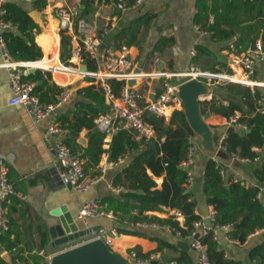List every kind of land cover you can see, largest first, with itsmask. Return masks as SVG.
Returning a JSON list of instances; mask_svg holds the SVG:
<instances>
[{
	"label": "crops",
	"instance_id": "0c3cea01",
	"mask_svg": "<svg viewBox=\"0 0 264 264\" xmlns=\"http://www.w3.org/2000/svg\"><path fill=\"white\" fill-rule=\"evenodd\" d=\"M118 1L119 0H102L94 2H86L84 0H33L32 2H26L7 0L5 4L6 9L9 2L20 5L38 26V29L35 31V41L42 48L43 57L33 61V66L37 67L33 73L29 72L30 68L33 66H29L25 69L23 79L39 85L42 83V80L33 81L27 77L36 74L39 70L48 73L49 71L46 66L51 65L67 69L70 72L68 74L58 73V75L49 72L51 77L50 83L56 87L61 86V79L68 80L70 96L66 103L61 108L57 109L56 113L50 115L42 122L35 123L23 106L11 105L9 103L11 85L9 82L8 70L2 63L4 58L2 48L0 47V166L2 163L6 165L9 172V179L14 184L16 190V194L13 195L11 198L12 200H10L11 203L10 201L8 202L15 208L12 216L18 220L20 227L29 229V232L33 231L32 237L35 238L36 244H38L39 241L37 227L45 224L50 234V227L60 223V216L54 212L62 208L65 209V211H69L77 219L83 229L92 228L93 230L95 227L103 226L108 229L116 227L119 231V228H135L136 226H133L131 223H125L126 219H122L120 214L107 209L106 205H104V208L116 215L118 217L117 219L107 216H96L90 217L85 221L79 218V209L91 198H100L102 200L105 196H120L126 191L125 185H114L113 181L115 174L128 166L135 152H129L127 155L120 157L117 161L111 159L110 150L114 149L111 148L113 144L115 146L113 137L116 136L117 138L119 130H128L134 141L145 140L138 139L136 131L128 123L124 122V120L118 121L115 123L112 131L106 132L107 137L104 140V148L106 151L101 156L100 163L88 169V172L91 174H99L101 179L86 192L76 191L62 182L55 166L56 155L49 148L52 143H47L44 139V132L48 125L55 122L61 123V116L64 114H68L71 120L74 117V112L81 113V111L77 109V103L86 100V98L83 95H79L77 92L79 89L87 86L94 85V89L103 96L104 103L108 107L107 112H99L97 118L101 115H108L111 111L110 105H108L104 95L98 90L95 83L84 74L82 75L76 72V69L83 72L87 70L93 71L95 69L90 68L89 64L84 62L81 56L75 53L77 42L72 39L70 34L60 33L59 36L56 33L55 26L57 27L58 24L53 7L65 4L79 7L81 9V14L94 23L99 34L104 27L108 26L110 32L104 38V43L106 45L105 49L108 55L118 56L123 46L126 45L129 47V57L133 62L134 72L136 73L135 82L133 84L138 88L141 94L140 101L142 103L158 95L165 81L176 84L178 83V77H186L183 81L189 79L187 75L183 74L171 77V79L157 77L154 74L164 71L176 73L188 71L195 62V57L192 55L191 51L193 48L197 49L196 46L198 44L208 46L214 52L215 59L217 60V62H213V59L210 57L207 60H201L202 62H200V64L198 63V65L202 69H204L203 66H205L207 68L204 70L210 72L230 71L229 62L232 52L225 49L223 43L212 40L210 32L201 29V26L196 24L194 20L197 13V0H145L137 7L132 6V1L123 0L126 3L124 9L118 8ZM144 16L150 17V20L147 26L146 24L141 26L135 42L129 44L130 40L127 36L119 37V34L127 29L133 21ZM5 19L12 24V28L7 29L5 32L16 31L17 34H20V31H17L16 25L8 20L6 15ZM213 19L214 16L211 15L210 21H213ZM44 39L53 46V49L47 46ZM67 42L70 43L72 56L68 60H63L62 46ZM232 48L235 49V46L232 45ZM239 75L240 74H237L235 79H238L237 77ZM256 77L264 81V61L257 64ZM232 80L237 81L234 79ZM221 87L222 86H218L217 88L222 89ZM210 94L212 93L208 92L201 96L210 102L208 115H202V117L204 123L214 131L213 138L215 140L216 137V151L213 152L209 150L204 143L202 134L193 129L196 134L191 135V137H193V144L197 150L192 166L194 184L189 190L185 189V193H191L190 199L197 201L195 212L199 215L200 219L207 217L211 207V204L208 203L207 197L203 192V171L205 162L208 158L212 157L221 162L226 171V176L233 175L235 180L242 181L248 186L257 182L254 176V169L260 164V160L256 162L244 160L238 164L236 162L237 159H233L229 153L228 158L217 156L218 145L216 142L218 136L222 134L228 135L236 128L246 129L247 125L238 124L237 121L234 122L232 117L229 116V108L226 101L215 96L217 93L212 94V96H209ZM56 98L57 96L55 99ZM217 104H219L218 112L214 109V106ZM172 106L173 105H171L168 110L169 117L167 119L165 118V123L170 122L172 113L176 109H183V107ZM98 108L101 109L102 106L100 105ZM152 115L154 114L148 117ZM211 125H217V128H213ZM153 127L156 132V137L149 141H151V149L158 150L161 141H164L166 136L164 135L159 141L157 130L154 125ZM89 132L90 130L87 128H82L78 136H74L68 130L65 132L66 143L69 145L68 139L76 140L78 145L72 148L81 153V157L84 154V148L87 147L89 142ZM69 134L73 136L69 137ZM80 138H84L85 143H81ZM152 140H157L158 143ZM145 141L149 142L147 140ZM82 160L84 167H86L87 158L83 156ZM154 161L156 165L163 164L164 159L162 151L155 156ZM147 171L157 183L155 188H162L165 174L162 176H155L151 169H147ZM199 179L200 184L196 187L197 180ZM115 188H122V190L117 191ZM8 210L9 205L7 207V213ZM175 210L177 209L164 206L163 211L147 212L149 215H156L162 219L172 217L174 220L179 221L181 227L187 228L185 226V215L181 212L182 216H176L174 213ZM231 227L232 225H230V227H221L216 231V236L214 234L220 244L229 252V256L232 255L236 259H241L244 264H261L258 261L251 260L249 258V252L255 245L263 241L264 229L260 228L262 230L258 233L250 234L247 241L243 245H240L239 241L237 243L231 241V239H233L229 235ZM148 230L151 232L150 234L158 235L166 241L176 244L178 247L177 243L180 239L169 227L163 230ZM29 236L31 237L30 233ZM51 241L52 238L50 234V245L48 249L40 251V254L44 255V264L51 263L54 255L66 247L72 246L77 240L59 247H54ZM187 242L190 244L189 241ZM123 244H125V246H123ZM137 245L142 247L144 253L153 251L158 247L157 242L151 241L145 237L125 234L119 231L113 249L121 258L127 259L129 250ZM178 248L187 251L193 263L197 264L199 259V252L197 250L193 249L191 246L188 250L180 247ZM153 253H156V251ZM160 253L168 255L170 260L180 255V251H173L170 249H165L164 252ZM25 254H27V251ZM0 256L9 263H13L15 257L14 254L9 253L5 248Z\"/></svg>",
	"mask_w": 264,
	"mask_h": 264
},
{
	"label": "trees",
	"instance_id": "16d2710c",
	"mask_svg": "<svg viewBox=\"0 0 264 264\" xmlns=\"http://www.w3.org/2000/svg\"><path fill=\"white\" fill-rule=\"evenodd\" d=\"M130 1L134 2V0ZM211 15L214 16L213 21H210ZM6 18L16 25L17 31H20V34H17L16 31L5 32L11 53L20 60L41 59L43 50L35 41V31L38 26L24 8L17 3L9 2ZM149 20L150 17L146 16L137 18L119 34V37L127 36L130 40L129 44H132L136 41L141 26L143 24L147 26ZM194 20L201 26V29L210 32L212 40L223 43L224 48L230 52L246 51L258 38H261L264 43V0H197V13ZM69 42L62 46L63 60H68L72 56ZM232 45L235 46V49L232 48ZM47 46L53 49L50 43H47ZM196 47L198 55L195 56L194 63L200 64L201 60H207L209 57L213 59V62H217L214 52L208 46L198 44ZM81 58L89 64L90 68L95 69L94 62L85 54H82ZM203 68L207 67L203 66ZM27 78L33 81L42 80L41 84L35 86V92L39 94L43 102L48 103L54 100L63 90V88L50 83L49 72L45 73L39 70ZM124 84L125 81L112 80L114 92L119 94ZM94 87V85L87 86L78 90L77 93L86 98V100L77 103V109L81 113L74 112V117L71 120L68 114L61 116V124L74 136H78L82 128L90 130L89 142L84 148L83 154L87 158L85 167L87 171L89 167H95L100 163L101 156L106 151L104 140L107 133L99 129L95 119L99 112H107L108 107L104 103L103 96ZM221 88L225 93H217L215 96L226 101L229 116L233 117L239 112L237 123L247 125L246 129L236 128L228 134L225 141L227 151L231 156L232 153H235L239 158L254 162L260 160V164L254 169L257 182L248 186L242 181L235 180L233 175L223 176L221 173V170L224 169L223 164L210 157L204 165L203 192L208 203L213 205L216 211L214 225H232L229 231L230 237L243 245L250 234L257 229L264 228V88L256 87L253 92L250 87L234 83L223 85ZM100 105L101 109L98 108ZM209 105L210 102L207 99L200 101L202 115H208ZM218 108L219 104L214 106L216 112H218ZM147 120L155 126L159 141L164 135L166 139L161 141L158 150H153L151 141H134L128 130L120 129L114 149L110 150L111 159L117 161L129 152H135V154L128 166L115 174L113 181L114 185H125L126 191L120 196H105L102 198V203L107 206V209L120 214L122 219L134 223L157 221L169 224L181 230L185 236L194 228V222L200 219L195 212L197 201L190 199L191 193H185L184 183L188 176L187 170L180 166L188 155L189 137L196 133L191 127L184 109H176L172 113L169 123H165L164 117L156 115L148 117ZM211 127L217 128V125H211ZM153 142L158 143L157 140ZM68 143L73 148L78 145L74 139H68ZM160 151L163 152L164 161L163 164L156 165L154 159ZM236 162L240 164L241 161L237 160ZM147 169H151L155 176L165 174L162 188H155L157 183ZM11 198L10 200H12ZM10 203L7 204V207L9 205L8 227L1 233L0 244L15 257L13 263H9L0 256V264H44V255L40 254V251L47 250L50 245L47 226L42 224L37 227L39 241L36 244L35 238L32 237L33 231L29 232V229L25 228V230L20 227L18 220L12 216L15 208ZM164 206L182 212L185 215L187 228L181 227L179 221L172 217L162 219L156 215L145 214L147 211H163ZM135 209H138L139 213H134ZM119 231L145 237L158 243V247L148 253H144L139 245L133 247L132 249L137 251L139 257H150L154 251L164 252L165 249H170L180 251V255L174 258L179 263L194 264L187 251L180 250L176 244L168 242L158 235L150 234L148 229L119 228ZM201 240L207 245V253L214 264H244L241 259H236L232 255L225 256L226 249L215 238L214 230L203 235ZM26 251L27 254H25ZM249 258L261 264L264 263V239L250 250ZM156 264H169V262L160 261Z\"/></svg>",
	"mask_w": 264,
	"mask_h": 264
},
{
	"label": "built area",
	"instance_id": "2783aa9c",
	"mask_svg": "<svg viewBox=\"0 0 264 264\" xmlns=\"http://www.w3.org/2000/svg\"><path fill=\"white\" fill-rule=\"evenodd\" d=\"M32 2L33 0H18ZM145 0H134L132 6L137 7L141 5ZM7 0H0V47L3 51V65L7 68L9 73V82L11 85V94L9 97V103L11 105L23 106L30 118L39 123L48 118L50 115L56 113L57 109L61 108L70 96L69 82L68 80H60L61 88L63 90L57 95V98L51 102H43L38 93L35 92L36 84L34 82L25 81L23 75L25 69L29 66H33V61H21L17 60L10 52L6 38L5 31L12 28V24L5 19L7 12L6 4ZM119 9H124L126 3L123 0H119L117 3ZM54 14L57 19L58 26H55L56 33L60 36V33L70 34L72 39L77 42L75 53L79 56L85 54L87 58L94 62L95 70L93 71H81L76 69V72L84 74L89 77L93 83L97 86L98 90L104 95L106 102L110 105L111 113L108 115H101L96 119V123L100 130L105 132L112 131L115 123L123 121L128 123L135 131L138 139H145L147 141L156 137V132L151 123L147 120V117L151 114L168 118V110L174 103L178 107H183V101L179 95V87L170 81H165L161 92L154 98H150L145 103L140 101L141 94L138 88L134 84H129L130 80H135L136 73L134 72V65L129 57V47L123 46L121 53L118 56L108 55L106 45L102 47L104 38L109 34L110 28L104 27L99 34L96 30L94 23L87 17L81 14L79 7H73L69 4L62 6H55ZM195 57L197 55V49L193 48L191 51ZM264 61V43L261 39H257L255 43L246 51L237 53L233 51L229 62V68L231 74L227 72H210L203 70L198 64L193 63L190 69L184 73L176 72H160L154 74L157 77H163L165 79H171V77L179 76L180 74L187 75L189 78L200 80L207 84L209 87L223 86L226 81H230L234 84H240L250 87L255 92L256 87H264V81L259 80L256 77L257 64ZM47 70L54 75L58 73H70L67 69H62L56 65L46 66ZM228 73V74H227ZM240 74L235 79L236 75ZM118 79L125 81L120 93L116 94L113 90L112 80ZM237 80L236 81H233ZM222 81V83H221ZM209 96H212L210 94ZM205 99L204 97H201ZM239 113H236L232 117L236 122L239 117ZM65 128L61 123H50L44 132V139L47 143H52L49 148L56 155V170L59 173L62 182L65 185L71 186L72 189L79 192H86L93 187L100 179L99 174H91L86 171L81 153L75 151L65 141ZM228 138L227 134H222L217 138L218 149L227 151L225 141ZM190 147L188 155L180 166L187 170L188 176L184 183L185 188L189 190L194 184V173L192 171L194 156L196 154V147L193 144V137H189ZM217 149V150H218ZM228 152V151H227ZM229 153V152H228ZM231 156V155H230ZM233 159L240 161L249 160L245 158H239L235 153L231 156ZM223 176H226V171L221 170ZM117 191H121L122 188H115ZM16 194L14 184L9 179V172L4 165L0 166V237L4 229L8 227L7 218V204L10 201L11 196ZM134 213H139L138 209L134 210ZM176 216H182L179 210L174 211ZM148 214V212H145ZM107 216L117 219L111 211L104 208L102 200L100 198H91L87 200L79 209V218L87 220L90 217ZM207 219L209 222H207ZM216 211L211 205L209 214L206 218H201L194 222V228L187 234L183 235L181 230L169 224H162L157 221H141L130 222L128 220L125 223H131L133 226L143 229L151 230H163L168 227L176 234L180 240L189 241L190 246L199 252V259L197 264H214L207 253V245L203 243L201 237L214 230L216 231L221 227H230V225L215 226ZM264 229V228H262ZM262 229H257L253 233H258ZM119 235V231L116 227L110 229L106 227H95L89 234L83 238L78 239L77 245L80 243L102 239L106 244L114 251L115 240ZM216 238V237H215ZM232 242L237 243L238 240L231 239ZM132 249V248H131ZM163 254L160 252L152 253L150 257H139L137 251L134 249L129 250L127 255V261L131 264H151L154 260H160ZM225 256L229 257V252L225 250ZM169 264H189L186 262L179 263L176 259H169Z\"/></svg>",
	"mask_w": 264,
	"mask_h": 264
},
{
	"label": "water",
	"instance_id": "95a60500",
	"mask_svg": "<svg viewBox=\"0 0 264 264\" xmlns=\"http://www.w3.org/2000/svg\"><path fill=\"white\" fill-rule=\"evenodd\" d=\"M65 40V39H64ZM105 44L102 45L104 47ZM37 69L36 66L30 68L29 72L33 73ZM176 77V75H175ZM135 81L130 80L129 84H133ZM211 92L224 94L222 89L217 87L210 88L207 84L200 80L189 78L183 81L179 85V95L183 101V109L186 113L187 119L194 130H197L202 134L206 147L215 152L214 131L203 121V117L200 111L201 96ZM69 134V137H72ZM116 136L113 137L115 142ZM81 143H85L84 138H80ZM153 147V146H152ZM114 148V144L111 147ZM228 152L222 149L217 150V156L222 158H228ZM71 188V186H69ZM60 216V223L52 225L50 227L51 244L54 247L63 246L76 241L87 234H89L92 228L83 229L78 223L77 219L65 209L54 212ZM207 222L209 220L207 219ZM178 247L188 250L190 245L187 241L179 240ZM4 248L0 245V254L3 253ZM168 255H162L160 260H154L151 264H156L160 261H169ZM48 264H131L126 259L121 258L115 251H113L104 240L94 239L80 243L66 250H62L54 255L51 263Z\"/></svg>",
	"mask_w": 264,
	"mask_h": 264
},
{
	"label": "rangeland",
	"instance_id": "374dc122",
	"mask_svg": "<svg viewBox=\"0 0 264 264\" xmlns=\"http://www.w3.org/2000/svg\"><path fill=\"white\" fill-rule=\"evenodd\" d=\"M220 72H221V71H220ZM212 73H213V72H212ZM228 73L231 74V71L228 72ZM228 73H227V74H228ZM185 78H186V77H178V83H176L175 85H177V86L179 87V85L182 83L183 80H185ZM236 82H238V81H236ZM221 83H222V81H221ZM228 84H233V83L230 82V81H226L223 85H228ZM218 86H219V85H218ZM218 86H217V87H218ZM215 140H216V137H215ZM215 140H214V142H215ZM199 184H200V179L197 180V186H196V187H198ZM77 242H78V241H76V243H74L72 246H70V247H66V248L63 249V250H66L67 248L69 249V248H71V247L76 246V245H77Z\"/></svg>",
	"mask_w": 264,
	"mask_h": 264
},
{
	"label": "bare ground",
	"instance_id": "6f19581e",
	"mask_svg": "<svg viewBox=\"0 0 264 264\" xmlns=\"http://www.w3.org/2000/svg\"><path fill=\"white\" fill-rule=\"evenodd\" d=\"M172 105H173L172 107H174V106H177V105H176V104H174V103H173Z\"/></svg>",
	"mask_w": 264,
	"mask_h": 264
}]
</instances>
